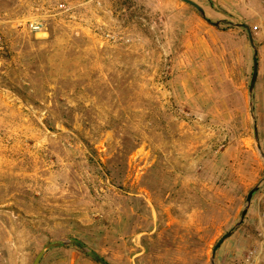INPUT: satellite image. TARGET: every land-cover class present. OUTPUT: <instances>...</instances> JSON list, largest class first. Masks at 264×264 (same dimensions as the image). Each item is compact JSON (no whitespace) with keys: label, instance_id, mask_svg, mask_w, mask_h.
<instances>
[{"label":"rangeland","instance_id":"rangeland-1","mask_svg":"<svg viewBox=\"0 0 264 264\" xmlns=\"http://www.w3.org/2000/svg\"><path fill=\"white\" fill-rule=\"evenodd\" d=\"M192 1L0 0V264H264V0Z\"/></svg>","mask_w":264,"mask_h":264},{"label":"water","instance_id":"water-1","mask_svg":"<svg viewBox=\"0 0 264 264\" xmlns=\"http://www.w3.org/2000/svg\"><path fill=\"white\" fill-rule=\"evenodd\" d=\"M182 1L187 2V3H190L191 5H193L198 10V12L202 16V18L205 19L207 22L212 23L214 25L217 24V22L210 21L205 16L203 8L201 6H199L198 4H196L195 2H193L192 0H182ZM239 25L243 26L246 29L247 35H248V39H249V43H250V45L253 48L252 73H251L250 83H249V87H248V90L251 93L252 90H253V87H254V83H255L256 77H257V67H258V64H257V55H256V53H257V51H256V45L254 43V38H253V34H252V30H251L250 26H248L245 23H239ZM251 116H252V114H251ZM254 138H255V140L257 142V148L259 149L260 146L258 144L257 130H256V126L255 125H254ZM263 180H264V177H263ZM257 188H258V184H255L247 192L246 197H245V206L242 208V210L240 212V218L237 221L236 225H238L242 221V219H243V217H244V215H245V213L247 211V207H248V205L250 203L251 196H252L253 192ZM231 233H232V229H229L214 244V246L212 248V252H211V259H210L211 264H216L215 261H214V253H215L216 249L218 248V246L222 243V241L225 238H227ZM68 244H75L81 250H83L85 253H87L89 256H91L94 260H96L100 264H110L101 255H99L98 253H96L92 249H89L88 247H86V245L83 242H81L80 240H78L76 238H70V239L61 240V241H53V242L45 243L39 249V251L36 253V255H35V257H34V259L32 261V264H37L38 263V261L40 260L43 252L45 251V249L50 248V247H56V246H65V245H68Z\"/></svg>","mask_w":264,"mask_h":264},{"label":"built area","instance_id":"built-area-1","mask_svg":"<svg viewBox=\"0 0 264 264\" xmlns=\"http://www.w3.org/2000/svg\"><path fill=\"white\" fill-rule=\"evenodd\" d=\"M40 28V23L39 22H31L30 23V29L31 30H38Z\"/></svg>","mask_w":264,"mask_h":264}]
</instances>
